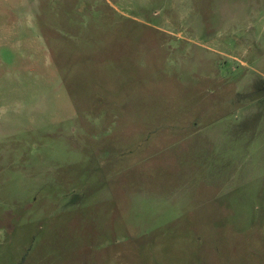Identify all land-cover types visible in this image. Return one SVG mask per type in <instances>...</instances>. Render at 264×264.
<instances>
[{"label":"rangeland","instance_id":"rangeland-1","mask_svg":"<svg viewBox=\"0 0 264 264\" xmlns=\"http://www.w3.org/2000/svg\"><path fill=\"white\" fill-rule=\"evenodd\" d=\"M0 264H264V0H0Z\"/></svg>","mask_w":264,"mask_h":264}]
</instances>
